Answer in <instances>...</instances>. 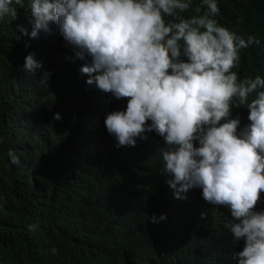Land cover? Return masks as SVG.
<instances>
[{
	"label": "trees",
	"instance_id": "1",
	"mask_svg": "<svg viewBox=\"0 0 264 264\" xmlns=\"http://www.w3.org/2000/svg\"><path fill=\"white\" fill-rule=\"evenodd\" d=\"M13 6L18 19L0 23V264H237L243 241L228 229L229 210L207 204L201 189L176 198L155 133L116 147L104 120L125 110L126 99L87 93L74 81V89L52 87L57 73L90 59H75L55 24L31 38L27 0ZM218 7L221 25L261 41L242 50L234 71L264 77V0H218ZM29 54L42 63L35 75L24 70ZM237 116L241 128L249 123L246 108H234ZM9 148L19 166H10Z\"/></svg>",
	"mask_w": 264,
	"mask_h": 264
},
{
	"label": "clouds",
	"instance_id": "2",
	"mask_svg": "<svg viewBox=\"0 0 264 264\" xmlns=\"http://www.w3.org/2000/svg\"><path fill=\"white\" fill-rule=\"evenodd\" d=\"M24 2L0 0V23L5 17L17 20L13 5ZM27 4L31 38L50 33L55 24L75 59H90V65L57 73L52 87L60 82L74 89V81L87 93L126 99L125 110L112 111L104 120L116 147H134L147 133L161 137L163 173L176 198L201 189L207 204L227 208L228 229L243 241L234 254L237 264H264V210H258L264 194V77L234 71L242 50L261 41L221 25L215 19L218 0H200L194 8V0ZM190 10L192 15H182ZM18 30L28 35L24 27ZM40 68L32 54L25 57L26 74ZM49 78L45 72L40 83ZM241 107L249 121L243 128L238 116L232 118L233 109ZM61 119L54 114V121ZM7 156L10 166L20 165L11 148Z\"/></svg>",
	"mask_w": 264,
	"mask_h": 264
}]
</instances>
